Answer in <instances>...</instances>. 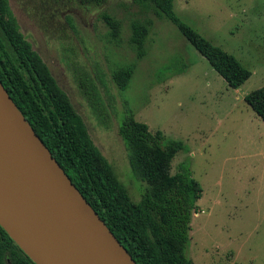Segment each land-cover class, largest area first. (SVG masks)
<instances>
[{
    "label": "rangeland",
    "instance_id": "374dc122",
    "mask_svg": "<svg viewBox=\"0 0 264 264\" xmlns=\"http://www.w3.org/2000/svg\"><path fill=\"white\" fill-rule=\"evenodd\" d=\"M8 2L19 31L83 118L133 201H139L145 183L131 173L118 134L125 103L136 121L163 134L164 143H183L170 172L184 167L202 187L186 257L193 264H264V122L244 100L264 87V0H173L182 23L251 73L238 89L227 85L172 22L131 0H107L102 6L51 2L45 5V20L28 9L38 0ZM101 12L120 21L119 40L110 38ZM66 15L74 30L64 23ZM132 20L151 22L140 59L128 43ZM172 62L182 73L161 76L159 70ZM123 66H133V74L120 92L112 73ZM79 71L95 80L106 114L98 115L78 89Z\"/></svg>",
    "mask_w": 264,
    "mask_h": 264
},
{
    "label": "trees",
    "instance_id": "16d2710c",
    "mask_svg": "<svg viewBox=\"0 0 264 264\" xmlns=\"http://www.w3.org/2000/svg\"><path fill=\"white\" fill-rule=\"evenodd\" d=\"M44 1L49 6L51 2L60 4V0ZM79 1L82 5L102 6L107 0ZM131 1L172 22L230 88L238 89L250 77L251 73L233 56L180 21L173 11V0ZM29 9L32 15H47L37 3ZM51 15L54 17V13ZM69 16H65L64 22L74 30ZM100 19L108 27L110 38L119 40L120 21L106 12H101ZM150 27V21H131L128 43L139 59L146 54ZM173 68L172 62L162 67L159 74L169 73L171 77L182 73L183 69ZM132 74L133 66L119 67L112 73L120 92L127 89ZM0 82L73 185L136 264H193L185 250L202 187L184 167L175 174L170 172L171 161L184 149L183 143H164L163 134L151 133L147 125L136 121L125 103L118 134L127 150L131 173L145 183L139 201H133L113 166L94 145L83 118L19 31L8 0H0ZM76 83L92 109L100 116L106 114L107 107L96 90L95 80L79 71ZM244 100L264 122V87L252 91ZM0 264H34L1 227Z\"/></svg>",
    "mask_w": 264,
    "mask_h": 264
},
{
    "label": "water",
    "instance_id": "95a60500",
    "mask_svg": "<svg viewBox=\"0 0 264 264\" xmlns=\"http://www.w3.org/2000/svg\"><path fill=\"white\" fill-rule=\"evenodd\" d=\"M0 227L34 264H136L1 82Z\"/></svg>",
    "mask_w": 264,
    "mask_h": 264
},
{
    "label": "flooded vegetation",
    "instance_id": "af4514ba",
    "mask_svg": "<svg viewBox=\"0 0 264 264\" xmlns=\"http://www.w3.org/2000/svg\"><path fill=\"white\" fill-rule=\"evenodd\" d=\"M42 1L44 2V4H42ZM8 4H9V2H8ZM45 5H47L48 7H50L49 5H48V2L47 1H44V0H38V2H37V6H38V8H39V10H41V11H45V12H47V7L45 6ZM9 7H10V5H9ZM25 7H26V4H25ZM10 9H11V7H10ZM29 9V8H28ZM30 10V9H29ZM12 11V10H11ZM31 11V10H30ZM13 13V12H12ZM38 13V12H37ZM51 13H53V12H51ZM14 15V14H13ZM36 15V18L37 19H39V15L38 14H35ZM34 15V16H35ZM52 16V15H51ZM50 16V17H51ZM15 17V16H14ZM52 18V17H51ZM16 19V18H15ZM41 20H45V18H42L41 17ZM16 22H17V19H16ZM65 23V22H64ZM17 24H18V22H17ZM52 24V23H51ZM18 27H19V25H18ZM29 42V41H28ZM30 44H31V42H29ZM31 46H32V44H31ZM32 48H33V46H32ZM34 49V48H33ZM35 50V49H34ZM36 51V50H35ZM37 52V51H36ZM37 54H38V52H37ZM39 55V54H38ZM41 58V57H40Z\"/></svg>",
    "mask_w": 264,
    "mask_h": 264
}]
</instances>
